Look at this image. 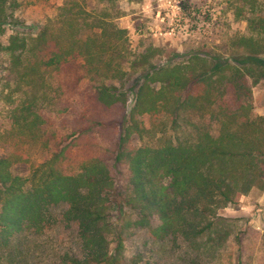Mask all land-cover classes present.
<instances>
[{
  "label": "trees",
  "instance_id": "1",
  "mask_svg": "<svg viewBox=\"0 0 264 264\" xmlns=\"http://www.w3.org/2000/svg\"><path fill=\"white\" fill-rule=\"evenodd\" d=\"M230 2L252 32L235 42L241 52L158 65L151 51L125 62V31L109 20L76 38L73 13L65 21L72 40L44 52L48 28L22 32L18 0H0V93L14 83L19 94L11 131L50 152L28 175L14 173L17 154L0 155V264L23 262L17 240L59 224L79 250L55 264H167L143 252L127 258V240L142 230L185 244L183 264H216L231 238L237 264H255L256 231L219 212L264 192V116L254 103L264 80V0ZM125 63L140 81L131 107L124 84L112 83L129 74ZM145 116L155 126L145 128Z\"/></svg>",
  "mask_w": 264,
  "mask_h": 264
},
{
  "label": "rangeland",
  "instance_id": "2",
  "mask_svg": "<svg viewBox=\"0 0 264 264\" xmlns=\"http://www.w3.org/2000/svg\"><path fill=\"white\" fill-rule=\"evenodd\" d=\"M17 16L20 30L36 35L48 28V42L44 52L54 45V40L66 46L72 40L67 31L66 19L70 13L76 19L72 33L78 39L92 34L96 20L112 21L124 30L122 47L125 62L133 60L149 51L154 52L152 62L158 65L179 63L191 54L209 53L228 57L236 51L234 45L242 36L252 32L248 23L239 18L230 0H18ZM121 16V17H118ZM7 58V57H6ZM122 61V60H120ZM117 62L118 59H117ZM123 62V61H122ZM124 67L129 74L122 81L114 80L117 86L124 84L130 96V107L134 91L140 81L136 72ZM132 89V90H131ZM17 87L0 93V155L14 156L13 171L18 175H28L32 166H37L50 157V152L37 143H20L11 131L10 110L18 98ZM255 113L264 116V80L254 88ZM147 129L155 126L156 120L149 116L138 117ZM136 144H141L135 138ZM23 154L22 159L18 154ZM17 158L19 161H17ZM221 216L237 220L239 227L246 226L256 231L253 240L255 264L264 256V192L253 189L241 196L235 204L222 209ZM156 224L158 222H155ZM23 248L24 261L17 264H55L60 256L69 251L79 250L73 232L60 224L43 235H28L17 240ZM186 246L175 243L171 238L151 239L145 231L126 242L127 258L143 252L145 256L164 258L167 264H183L180 256H185ZM21 256V255H20ZM216 264H237V251L234 239L219 253ZM2 264H8L2 262Z\"/></svg>",
  "mask_w": 264,
  "mask_h": 264
}]
</instances>
